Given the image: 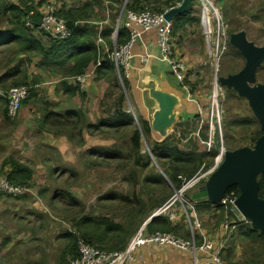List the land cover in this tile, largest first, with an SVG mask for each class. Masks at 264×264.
<instances>
[{
    "label": "rangeland",
    "instance_id": "rangeland-1",
    "mask_svg": "<svg viewBox=\"0 0 264 264\" xmlns=\"http://www.w3.org/2000/svg\"><path fill=\"white\" fill-rule=\"evenodd\" d=\"M8 1L16 6L25 4L33 10L28 13H38L40 16L43 10L46 12L52 9L57 14L63 8H78L86 3H93L92 13L87 22L96 31L98 26L95 23L101 22V27H104V22L107 25L112 23L115 25L118 21H122L125 12L131 11L129 7L132 5H137L135 6L137 10L148 7L144 2L132 0ZM156 1H147L151 3L149 10H154L153 8L157 6ZM208 1L219 16L223 17L222 21L228 34H233L231 31L235 30L243 31L248 42L256 47L264 46V0ZM195 9L199 18L201 5L197 3ZM33 34L43 44L48 41L38 30ZM201 34L198 26H192L187 27L184 32L177 34L174 38L171 36L174 58L185 68L182 86L186 87V91L190 94L194 91L199 92L202 98H194L199 115L197 121L176 124L175 120H172L171 130H174L175 134L170 135H176L178 138L174 137L171 146L183 152L194 150V147L199 149V153L207 152L204 145L198 141L199 134L203 133L211 137L212 147H215L218 142L220 148L222 143L224 152L247 148L246 139L256 129L253 122L255 119L247 102L225 87L221 88L218 96V114L213 109L211 95L214 73L212 61L210 63L207 59V46ZM231 49L229 46L224 56L220 58L219 78L234 75L244 66L242 56ZM16 50H18L16 47L0 49V96L3 97L5 92L15 88L12 86L15 80L9 78L7 72L17 64H21L28 78L27 87H31L37 97L28 99L21 105L15 116H8L5 120L2 117L3 103L0 100V166L7 157H13L32 168L34 178L29 188H23L22 195L10 196L0 191V264H57L65 243L63 235L73 231L71 219L74 217L80 215L106 217L116 223L124 224L131 211V205H135L136 201L148 210L167 194L169 196L163 206L168 201L185 199L186 194L179 197L178 190H174L171 184L167 183L165 175L153 157L154 144L166 138L161 139L159 135H154L151 131L148 138H141V158L138 161L149 164L147 168H141L134 166L128 132H116L107 128L94 132L84 127L86 124L101 125L109 121L110 107L115 103L114 99L118 91L123 93V107L127 108L126 88L121 87L122 85L117 81L114 88V82L112 84L107 80L93 79L80 89L85 94L84 98L79 96L69 98L61 90L62 83H67V79L37 68L38 58L30 61L28 59L31 57L20 54L14 58ZM229 62H231V69L226 72L223 64L226 67ZM261 85H264V62L256 71L254 87ZM69 110L80 111L84 115L85 124L79 125V128L73 132L67 131L68 129L60 130L50 124L44 129L39 127L44 113L63 115ZM131 117L133 124L138 126L141 119L132 115ZM247 122H253V125L244 124ZM225 127L228 128L227 131ZM152 128L155 131V126ZM212 147L210 150L213 149ZM107 151H117L121 154V158L115 161L105 160L103 156ZM220 162L219 160L218 165ZM202 167H204L203 171H201ZM213 168H215V159L208 168L205 164L199 166L195 175L200 171L202 174ZM2 177L0 173V179ZM157 177L165 180L166 189L158 183L153 184ZM208 177L194 190L203 186ZM177 178L181 179L182 183L187 181L184 176ZM161 207L154 208L151 215ZM234 213V217H237L235 221L227 220L223 226L226 229H223L226 231L224 232L226 241L222 256L224 257L228 251L232 255L231 258L224 259L223 264L241 263L240 233L242 227L247 226L249 222L245 221L237 211ZM178 220L184 226L188 236L186 240H183L182 234H177L176 238L189 241L191 232L186 219L178 216ZM213 220L212 223L215 224L213 227H205L208 228V232L215 230L220 236L222 231H218L216 225L218 216ZM198 222L200 227L197 232H194L195 239L200 237L199 233L204 227L199 217ZM209 235L210 237L206 235L209 240L213 241L216 238L215 234L209 233ZM261 249L259 245L260 252H262ZM69 259L70 257L66 264L69 263Z\"/></svg>",
    "mask_w": 264,
    "mask_h": 264
},
{
    "label": "trees",
    "instance_id": "trees-1",
    "mask_svg": "<svg viewBox=\"0 0 264 264\" xmlns=\"http://www.w3.org/2000/svg\"><path fill=\"white\" fill-rule=\"evenodd\" d=\"M138 2H144L148 7L151 3L146 0H132ZM183 0H157L156 5L151 10L153 12H162L180 5ZM137 6V5H135ZM135 6H130V12L143 11L144 9L137 10ZM93 3H86L78 8L61 9L55 15L62 18L66 22V26L69 30V36L63 41H52L47 37V42L43 44L39 39L35 38L34 32L40 24V14L34 13L31 16V27L26 26V17L28 12H32L31 7H27L25 4L22 6H16L9 3L8 0H0V49L2 48H13L16 47L17 56H29L30 61L34 58H38L36 67L46 71L47 73H55L63 77L64 79L74 78L81 76L91 66L95 65L98 59V49L95 44L96 31L87 21H89L92 13ZM147 8V10H149ZM163 7V8H162ZM196 1L192 0L188 8L180 15H176L171 21L172 30L171 36L174 38L177 34L185 31L187 27L199 26V18L196 14ZM164 9V10H163ZM3 24V25H2ZM238 31H231V33H237ZM112 29L105 27L100 31V35L106 44L108 51H111L114 44L111 41ZM44 35V34H43ZM46 36V35H45ZM95 37V39H94ZM129 35L124 28H119L116 38V47L123 46L128 41ZM179 42V41H178ZM232 50V49H231ZM233 51V50H232ZM236 52V51H233ZM237 54V52H236ZM224 56V55H223ZM222 56V57H223ZM221 57V58H222ZM101 65L97 67L95 72L96 81L107 80L114 82L113 87L115 88V69L113 64L107 59V53L101 54ZM221 60V59H220ZM228 63V60H227ZM223 64V69L226 72L231 69V66ZM22 65L17 64L7 72L9 78H14L12 86H28L26 72L22 70ZM228 74V73H227ZM226 74V75H227ZM125 85V81H123ZM61 90L64 95L69 98L79 96L85 97L83 91L78 87L69 85L63 82ZM37 97L34 90L29 88L28 99H35ZM115 103L110 107V118L108 122L100 124H85L84 115L80 111L69 110L64 112L63 115H57L53 113H44L39 122V127L44 129L46 126L55 125L60 130H66L73 132L79 125H84L86 129H91L94 132L100 131L101 128H107L116 132L126 131L129 133V144L131 156L134 159V166L147 168L149 164L141 163L138 159L141 158L140 153V142L141 138H148L150 135V128L146 121L140 120L138 126L133 124V119L129 113L123 111L122 106L124 103V95L121 92L116 93ZM5 108L3 111L4 119L8 118L7 114V102L5 98H1ZM26 100V101H27ZM25 101V102H26ZM24 102V103H25ZM256 125V129L247 137V147H252L255 141L261 136L259 126L256 121H253ZM253 122L244 123L246 125H253ZM242 125V121L240 122ZM227 131L228 128L225 127ZM226 137V135H223ZM222 136V139H223ZM68 137V135H67ZM199 142L207 140L206 134L200 133ZM72 140V137L69 136ZM172 137H167L160 143L154 144L153 157L154 160L165 175L167 183L169 182L174 190H179L182 186L181 179L178 176H184L185 180L191 179L199 166L205 164L208 168L213 164V160L218 155V142L215 147L209 152L199 153V149L194 147V150L189 152L180 151L177 147L171 146L173 142ZM103 158L106 160H119L121 154L117 151H107ZM166 161V162H164ZM7 167L9 169L6 177V181L9 185L29 188L33 182L34 172L32 168L18 162L13 157H7L0 166V173ZM259 184V198L264 199V175H260L257 178ZM160 184L167 188L165 180L161 177H157L153 184ZM201 184V183H200ZM233 192L236 197L239 196V191L236 187L228 190L227 193ZM167 194L161 201H158L153 208L145 210L141 203L136 201L135 205H131V211L129 216L126 217L124 224L116 223L106 217H86L78 216L71 219L72 232H67L63 235L65 241L64 246L60 252L57 264H66L67 259H73L77 257V243L83 241L85 244L105 252H118L125 248L129 239L138 230L145 220H147L154 208L163 206V203L168 198ZM185 201H191L190 193H186ZM134 204V203H133ZM195 209H214L216 211H223L226 214L228 220L235 221L234 215L229 212L227 205L222 203L210 204L206 201L193 203ZM180 220V219H179ZM178 220V221H179ZM176 221H169L166 217L159 216L152 220L146 225V232L148 234H171L177 237L181 229L176 225ZM244 222V221H243ZM236 224V223H235ZM237 225V224H236ZM246 225V224H245ZM241 230V229H239ZM241 263L240 264H263V248L264 238L255 230H252L249 223L247 226L242 227L241 233ZM179 238V237H178ZM259 245L262 247L260 252L258 250ZM225 249H222L220 259H229L232 257L230 251L223 257L222 254ZM69 259V261H70Z\"/></svg>",
    "mask_w": 264,
    "mask_h": 264
},
{
    "label": "built area",
    "instance_id": "built-area-1",
    "mask_svg": "<svg viewBox=\"0 0 264 264\" xmlns=\"http://www.w3.org/2000/svg\"><path fill=\"white\" fill-rule=\"evenodd\" d=\"M195 1L196 4L198 3L201 5L199 26L207 46V59L210 63L212 61L211 66L214 73V80L211 102L213 109H215L218 114V96L222 88L218 82L219 61L229 47L230 34H228L222 21L223 17L219 16L218 12L213 9L208 0ZM169 10L170 9L162 12H153L145 9L138 12H125L123 20L117 23L116 28L111 33V41L114 44L111 51H108L100 35V30L98 31L95 40L98 52L100 51L102 54L107 53V59L113 64L120 85L131 75L132 68L130 66V60L133 57L132 48L135 42L139 41L143 35L151 32H154L156 36V44L161 53L160 62L168 66L171 74L182 85L185 68L184 65L174 58L173 45L171 43L172 25L171 22H167L164 19L165 14ZM32 14L33 13H28L25 19L27 27H31L32 25ZM119 28H124L128 32L129 38L123 46L116 47V38ZM37 29L43 32L47 38L52 41H63L69 36L66 22L62 18L57 17L52 9H49L41 15L40 24ZM151 58H153L151 55H145L142 62H147ZM100 65L101 60L98 58L94 67L97 68ZM91 77L92 73H84L81 76L69 78L67 81L69 85L81 89ZM28 95L29 88L24 85L5 92L3 97L7 102L8 116H15L21 105L27 100ZM200 143L204 145L206 151L209 152L212 147L211 137H207L206 141H201ZM223 154L224 149L221 143L219 153L215 158V168L200 174L201 171H203L202 169H204V167H202L198 174L182 183L181 188L178 190V196L182 197L183 194L190 193L197 185L203 182L206 177L210 176L218 166L219 160L221 161ZM0 191L10 196H19L22 195L24 189L9 185L6 179H1ZM236 198L233 192H229L225 194L221 202L228 206L229 212L232 214L236 212L234 206ZM180 200L181 201H168L152 215L155 218L164 216L169 221H176L178 216H182L186 219V223L191 232V239L189 241H183L171 234H148L146 232L147 224L145 221L129 239L125 248L118 252L100 251L85 244L81 240L78 241L77 257L70 259L68 264H129L136 261V251L138 249L150 244L192 251L194 253L193 264H223L220 259V254L223 249L222 245L204 237L201 242L196 241L194 232H197L200 227L196 209L192 202L185 201V199L182 198ZM197 255H201V259H198Z\"/></svg>",
    "mask_w": 264,
    "mask_h": 264
},
{
    "label": "crops",
    "instance_id": "crops-1",
    "mask_svg": "<svg viewBox=\"0 0 264 264\" xmlns=\"http://www.w3.org/2000/svg\"><path fill=\"white\" fill-rule=\"evenodd\" d=\"M41 13L43 14L44 10ZM95 24L98 26V28H96L98 31H101L105 27H109L113 31L117 25V23L115 25H113V23L112 25H107V23L104 22L103 24L105 26L101 27V22ZM101 54L102 52L99 51L98 58L101 57ZM145 55H151L153 58L149 59L147 62H142ZM132 56L130 60V66L132 68L131 75L127 80H124L125 85L122 84L121 86L124 89L126 88V97H128L127 108L122 106L123 111L131 114L135 118L139 117L141 120L146 121L151 133L159 135L161 139L167 137H172L173 139L175 137V139H177L178 137H176V135L171 136L175 134V131L171 130L173 127L172 120L174 119L176 124L180 122L197 121L199 115L197 113L198 111L194 98L202 99L201 95H199L197 91H194L193 94L186 91V87L184 88V86L175 79L168 66L160 62L161 53L156 44L154 32L143 35L139 41L135 42L132 48ZM96 69L94 65H91L85 71V73H92V77L85 85H88L89 82L95 78ZM115 77L119 83L116 73ZM1 98L4 97L0 96V99ZM4 108L5 106L3 104L2 117ZM154 126L155 131H153L152 128ZM8 171L9 169L7 167L3 169L2 179H6L5 176ZM196 211L201 223H204V227L201 233H199L200 237H197L196 240L201 241L203 237L208 239L206 235L210 237L209 233L215 234L216 238H214V241H217L222 245L223 249H225L226 235L224 232L226 231L224 230L226 229H224L223 226L228 220L225 212L201 208L196 209ZM217 216L219 220L218 223H215L218 227V231H222L220 236L217 235L218 233L216 234L215 230L208 232V228L205 227H213L215 225L212 223L214 221L213 219ZM176 225L181 229L179 234H182V239L186 240L188 233L184 226L180 221H177ZM197 257L201 259V255H197ZM193 260L194 253L192 251L150 244L138 249L136 251V261L129 264H193Z\"/></svg>",
    "mask_w": 264,
    "mask_h": 264
},
{
    "label": "water",
    "instance_id": "water-1",
    "mask_svg": "<svg viewBox=\"0 0 264 264\" xmlns=\"http://www.w3.org/2000/svg\"><path fill=\"white\" fill-rule=\"evenodd\" d=\"M191 1L183 0L179 6L170 9L164 16L165 21L171 22L176 15L185 12ZM229 46L242 56L244 66L234 75L220 77L218 82L247 102L261 136L251 148L224 152L206 183L193 190L190 196L193 203L218 204L228 190L236 187L239 191L234 202L236 211L264 238V199L259 198L257 181L260 175H264V85L254 87L256 71L264 62V46L256 47L248 42L243 31L229 35ZM154 219L151 215L146 224Z\"/></svg>",
    "mask_w": 264,
    "mask_h": 264
}]
</instances>
